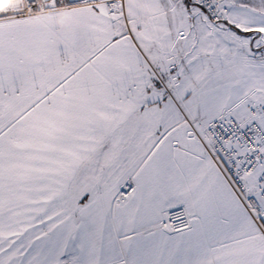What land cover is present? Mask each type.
I'll list each match as a JSON object with an SVG mask.
<instances>
[{
	"label": "snow or ice",
	"instance_id": "1",
	"mask_svg": "<svg viewBox=\"0 0 264 264\" xmlns=\"http://www.w3.org/2000/svg\"><path fill=\"white\" fill-rule=\"evenodd\" d=\"M0 264H264V0H0Z\"/></svg>",
	"mask_w": 264,
	"mask_h": 264
}]
</instances>
